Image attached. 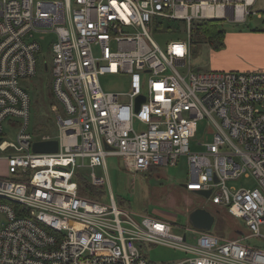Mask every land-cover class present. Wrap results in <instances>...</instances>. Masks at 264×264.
I'll return each mask as SVG.
<instances>
[{"label": "built area", "instance_id": "2783aa9c", "mask_svg": "<svg viewBox=\"0 0 264 264\" xmlns=\"http://www.w3.org/2000/svg\"><path fill=\"white\" fill-rule=\"evenodd\" d=\"M256 2L0 0V153H8L0 264H154L147 251L157 245L186 254L171 264H264V246L244 244L264 241V71L195 72L191 39L165 49L152 39L154 29L165 30L160 22L184 23L190 38L195 21L244 23ZM36 34L56 37L58 136L30 129L32 100L22 83L46 65ZM109 76L127 79V89L106 90ZM201 127L213 141L192 152ZM55 140L57 153L33 151L34 143ZM110 157L134 173L186 157L192 180L185 188L211 191L206 199L243 220L250 234L237 227L236 239L195 228L180 234L168 222L119 208L113 196L110 205L82 196L78 173L106 167ZM242 177L258 187H228Z\"/></svg>", "mask_w": 264, "mask_h": 264}, {"label": "rangeland", "instance_id": "374dc122", "mask_svg": "<svg viewBox=\"0 0 264 264\" xmlns=\"http://www.w3.org/2000/svg\"><path fill=\"white\" fill-rule=\"evenodd\" d=\"M250 11L252 14L247 17L244 23H235L229 20L220 21V28L227 35L226 50L222 53L223 57H219L220 61H217V57L221 54L216 53L209 45L201 43L195 47L190 59L195 72H220L216 68L224 63L245 64V68L248 69H264V0H257ZM259 14L263 16L262 19L259 18ZM167 27L168 25H165V28ZM185 27L184 23H178L173 27V31L163 29L164 31L159 32L154 29L152 39L162 49L172 42L192 40L194 31L190 38ZM239 33H245V38H247L245 39V51L234 38L235 34ZM35 38L41 45V56L45 58L44 62L48 65L49 70L45 72L44 69H40L37 77L30 83H22L28 88L32 100L30 129L58 136V122L52 112V106L57 103L52 91L51 76V46L56 41V37L53 34H36ZM234 45L240 50L236 53L237 60L233 56ZM102 85L110 91H116L117 88L126 90L128 81L109 76L102 79ZM37 126L39 127L36 128ZM5 129H8L7 124ZM37 133L35 136H38ZM7 138L9 141L14 140L13 136ZM212 141L213 136L206 137L203 134V127H201L196 140L191 144L192 152L206 151V148L198 146V143ZM6 155L8 153H0V178L8 176ZM85 162L88 164V160ZM85 172L95 174L94 182L103 187L104 194L100 200L105 204H112L113 196L119 208L139 216L153 217L168 222L175 226L177 233L184 234L187 230L194 229L190 222V214L194 208H203L215 217L210 234L223 239H236V227L244 234H250L243 220L231 218L227 210L219 209L208 199L189 192L185 188L187 183L192 180L191 168L186 157L181 158L177 166L160 167L139 173L128 171L121 158L110 157L107 159L106 167L100 166L94 170H85ZM228 187L236 190L256 189L258 184L254 178L242 177L239 180L229 181ZM188 235L191 233L188 232ZM263 243L261 238L244 241V244L251 247L264 246ZM147 255L154 264H171L186 259L184 252L160 245L149 247Z\"/></svg>", "mask_w": 264, "mask_h": 264}, {"label": "trees", "instance_id": "16d2710c", "mask_svg": "<svg viewBox=\"0 0 264 264\" xmlns=\"http://www.w3.org/2000/svg\"><path fill=\"white\" fill-rule=\"evenodd\" d=\"M175 23L180 24V22L169 21L160 22L158 23V26L160 28H165V25H168V27L165 29H167L168 31H173V27L177 26V24L175 25ZM219 24L220 20L195 21L192 24V31H194L191 40L192 54L195 51V47H197L201 43L209 45L216 52L222 51L225 48L226 32L220 28ZM44 71L48 72L45 69ZM38 127L39 126H37L36 128ZM77 176L80 187V194L90 199L100 200L102 195L104 194L103 187L101 185L93 183V181L88 176V173L85 171L78 173Z\"/></svg>", "mask_w": 264, "mask_h": 264}, {"label": "water", "instance_id": "95a60500", "mask_svg": "<svg viewBox=\"0 0 264 264\" xmlns=\"http://www.w3.org/2000/svg\"><path fill=\"white\" fill-rule=\"evenodd\" d=\"M45 70L48 71V65H45ZM59 150V142L58 141H50V142H36L33 144V151L35 153H57ZM199 195L209 198L211 195V191L201 192L196 191ZM190 222L192 226L199 230L210 232L213 228L215 217L208 212L206 209L199 208L191 212L190 214ZM240 235L241 233L238 232Z\"/></svg>", "mask_w": 264, "mask_h": 264}, {"label": "crops", "instance_id": "0c3cea01", "mask_svg": "<svg viewBox=\"0 0 264 264\" xmlns=\"http://www.w3.org/2000/svg\"><path fill=\"white\" fill-rule=\"evenodd\" d=\"M236 42L238 43V45L245 51V33H239V34H235ZM226 46H227V35H226V39H225V48L222 51L216 52L219 53L221 55H219L217 58V61H220L219 57H223V52L226 50ZM235 50L233 51V56L236 58V53L240 50H238V47L236 45H234ZM217 56V55H216ZM223 60V58H222ZM224 61V60H223ZM217 70H219L220 72H253V71H264V69L260 70V69H248L245 68V64H225L222 66H217L216 68Z\"/></svg>", "mask_w": 264, "mask_h": 264}, {"label": "bare ground", "instance_id": "6f19581e", "mask_svg": "<svg viewBox=\"0 0 264 264\" xmlns=\"http://www.w3.org/2000/svg\"><path fill=\"white\" fill-rule=\"evenodd\" d=\"M241 9H240V12L242 13L243 12V8L242 7H240Z\"/></svg>", "mask_w": 264, "mask_h": 264}]
</instances>
